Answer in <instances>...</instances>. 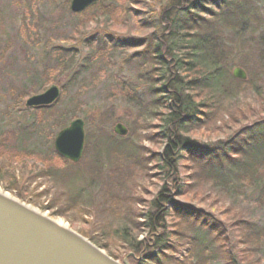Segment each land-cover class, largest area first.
<instances>
[{"label": "rangeland", "instance_id": "rangeland-1", "mask_svg": "<svg viewBox=\"0 0 264 264\" xmlns=\"http://www.w3.org/2000/svg\"><path fill=\"white\" fill-rule=\"evenodd\" d=\"M160 7L159 0H104L84 13H75L71 0H0V138L8 142L3 147L12 157V162L4 159L1 153L4 148L0 147V187L18 199V193L23 192L33 202L21 201L54 218H62L68 227L87 238H95L114 258L132 261L129 257L134 255L133 251L126 254L125 242L115 231L125 225L132 236L148 238L150 231L144 224V214L156 212L153 200L163 185H167V193L184 213H200L202 219L205 216L223 225L229 232L234 261L264 264V197L256 185L245 182L237 187L234 182L225 191L224 185L213 182L203 171L206 157L199 158L186 150L175 151L173 167L163 166L158 159L157 154L169 144L161 134L159 119V113L167 108L160 105L156 114L148 110L158 105L155 101L159 94L154 99V87L146 81V72L144 76H138V72L152 68L143 64L141 69V60L127 61L126 58L142 49L139 41L150 40ZM260 8L264 16V2ZM254 34L252 36L250 30L246 32V37L253 40L251 47L245 48L246 52L239 49L242 37L236 42L239 48L233 49L232 55L226 58L229 65L232 62V76L236 66H241L248 77L243 80L233 76L242 82L230 85L233 94L214 98L208 123L191 125L181 132L194 146L216 149L220 142L232 139L245 126L264 118V43L257 41L258 31ZM229 36L236 38L234 33ZM109 37L132 38L137 43L113 48L105 43ZM61 48L74 50L69 51L71 54L76 52L73 64L59 65ZM70 55L65 56L68 62ZM78 70L79 76L74 77L73 73ZM130 82L136 85L138 97L144 100L141 105L148 107L145 110L138 101L126 96L125 88ZM52 84L62 91L55 107L38 115L25 106L30 96L45 91ZM76 118L85 120L86 138L82 158L69 166L72 171L82 169L92 159V149L102 129L116 139H123L122 143L135 145L139 156L130 169L131 179L119 188L121 199L110 197V190L114 191L117 186L104 178L108 168L103 174H94L93 181L86 180L89 197L83 207L78 208L75 203L67 215L55 216L47 208L50 207L48 200L55 194L63 195L65 185L37 174L52 163L58 132ZM118 122L127 125V135L115 133L114 126ZM20 129L27 130V135L21 136ZM107 140L105 135L99 136L97 143L101 151L106 144L110 145ZM168 170H171L169 175L165 173ZM260 175L264 177V170ZM13 178L19 181L16 190L8 188ZM82 181L78 179L73 183L85 184ZM46 190L51 195L43 194ZM166 208L169 215L162 238L173 244L167 255L177 257L183 264H193L196 257L192 256L189 237L173 233L177 230L176 222L180 225L178 216H174L176 209L170 204H166ZM241 219L263 231L257 252L256 246L251 245L252 237L246 236L249 231L245 235L238 225ZM168 232L173 234L167 235ZM158 234L162 235V231ZM151 247L153 251L159 248Z\"/></svg>", "mask_w": 264, "mask_h": 264}, {"label": "trees", "instance_id": "trees-1", "mask_svg": "<svg viewBox=\"0 0 264 264\" xmlns=\"http://www.w3.org/2000/svg\"><path fill=\"white\" fill-rule=\"evenodd\" d=\"M102 1L104 2V0L94 2L87 9L102 4ZM159 1L161 7L157 15L158 18L154 22L155 29L150 40L147 43L144 40L139 41L138 44H142V49L126 58L127 61L134 58L138 61L141 60L142 62H139L141 69L143 64H148L152 68V71L142 69L138 72V76L141 74L144 76L146 72V81L153 84L154 87V99L159 94L155 101L158 105H152V108L148 110L156 114V109L160 105L167 108L166 111L159 113V119L163 129L161 134L169 144L163 148L161 153L157 154L159 161H162L165 167H173L175 164L172 155L175 151L183 153L186 150L199 158L206 157L205 166L202 167L203 171L213 182L224 185L225 191L228 190L230 183L237 182L238 187L242 183L249 182L253 186L256 185L259 188V194L264 197V177L260 175L264 170V118L245 126L232 139L220 142L216 149L194 146L181 134L188 126L208 123L213 112L209 110H213V104H215L214 98H225L229 94H233L234 91L230 85L242 82L232 76L230 71L232 62L229 65L226 58L232 55L233 49L239 48L236 42L242 37L244 38L239 49L246 52L245 48L251 47L250 43L253 40L246 37V32L249 30L252 36L258 31L257 41L260 40L261 44L264 43V16L262 13L260 14V6L264 0ZM85 11L86 9L81 13ZM230 33L236 35L235 41L229 38ZM239 34L241 35L239 36ZM106 40L105 43L113 48L130 47L137 43L132 38L109 37L107 42ZM69 51L74 50L61 48V58L58 59L62 60H58L59 65L67 67L73 64L77 55L76 52L71 54ZM66 55H70L69 62L68 59H65ZM79 73V70L75 71L73 76L77 77ZM137 78L139 79V77ZM65 88L66 86L63 87V92H65ZM125 90L128 99L138 101L143 110L148 108L141 105L144 100L142 97H138L136 85L130 82ZM59 102L60 100L57 103ZM56 105L32 109L41 115ZM20 135L26 136L27 130L20 129ZM100 135H105L108 139L107 143L110 144H106L102 151L100 150L102 147L97 143ZM96 138L92 149V159L84 164L88 168L83 166L84 169L72 171L69 167L72 162L55 150L52 163L41 171L43 174L41 172L37 174V176L51 177L54 181L62 182L65 185L66 191L63 195L55 194L48 200L50 207L47 208L51 209L53 215H67L75 203L78 208L83 207L89 197L85 188L86 182L93 181L94 174L97 175L98 172L99 175L103 174L108 168L104 178L107 177L108 182L117 186L116 189L113 188L114 191L110 190V197L116 200L122 198L118 191L131 179L130 169L134 167L133 164L136 163V158L139 156L138 148L135 145L122 143L123 139H116L103 129L100 130V134ZM4 141H6L4 138H0V147L7 146L8 142ZM4 149L1 151L4 159L12 162V157ZM60 162L63 163L60 164ZM78 165L80 164L78 163ZM93 171L94 173H92ZM165 173L169 175L171 170ZM78 179L85 182L84 186L73 183ZM11 183L8 188L16 190L19 181L13 178ZM168 191V186L163 185L153 200V208L156 209V212L144 214L146 218L144 224L148 225L150 231L148 238L138 239L137 234L132 236L125 225L115 231L116 234H121V238L125 242L126 254L133 251L134 255L129 257L132 264L147 262H149L148 264L151 262L183 264L177 257L167 255V251L172 250L173 244L163 241L166 218L169 215L166 204H170L171 208L176 209L177 213L174 216H178L180 221V225L176 222L177 230L173 233L176 232L178 236L187 234L189 237L192 256L196 257L193 264H198L200 261H204L205 264H243L233 260L231 239L227 236L229 232L225 231L220 222L211 221L205 216L202 219L199 217L200 213H184L182 208L175 206L172 201L174 198L169 196ZM43 194L51 195L49 190ZM18 197L33 202L23 192L18 193ZM181 223L184 225L181 226ZM238 225L244 230L245 235L249 231L246 236L252 237L251 245L256 246L257 252L260 248L257 247L258 240L263 231L243 219L239 221ZM159 231H162V235L158 234ZM168 233L167 235H171L172 232ZM167 235L166 237H168ZM88 238L101 246L95 238ZM151 246L159 248L157 251H153ZM223 255L224 257H222Z\"/></svg>", "mask_w": 264, "mask_h": 264}, {"label": "water", "instance_id": "water-1", "mask_svg": "<svg viewBox=\"0 0 264 264\" xmlns=\"http://www.w3.org/2000/svg\"><path fill=\"white\" fill-rule=\"evenodd\" d=\"M97 0H72L71 9L78 13ZM236 78L246 79L242 67L233 71ZM61 96L58 85L52 84L41 93L30 96L27 107L48 106ZM115 133L127 135L128 127L118 122ZM85 121L76 118L61 129L54 141L56 150L72 162H78L85 146ZM0 264H131L119 260L90 239L56 218L20 199L0 192Z\"/></svg>", "mask_w": 264, "mask_h": 264}, {"label": "bare ground", "instance_id": "bare-ground-1", "mask_svg": "<svg viewBox=\"0 0 264 264\" xmlns=\"http://www.w3.org/2000/svg\"><path fill=\"white\" fill-rule=\"evenodd\" d=\"M0 192H6L7 195H11L9 192H7L5 189H3L2 187H0ZM13 196V195H11ZM14 197V196H13ZM57 222L60 224V225H63V226H69L62 218H56Z\"/></svg>", "mask_w": 264, "mask_h": 264}]
</instances>
